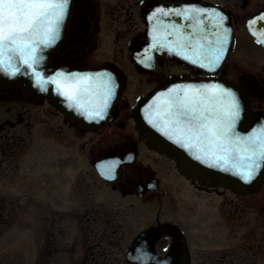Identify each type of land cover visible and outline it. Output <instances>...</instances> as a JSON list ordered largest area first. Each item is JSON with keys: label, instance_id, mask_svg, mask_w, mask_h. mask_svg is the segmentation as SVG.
<instances>
[{"label": "flooded vegetation", "instance_id": "1", "mask_svg": "<svg viewBox=\"0 0 264 264\" xmlns=\"http://www.w3.org/2000/svg\"><path fill=\"white\" fill-rule=\"evenodd\" d=\"M215 6L232 28L217 70L210 63ZM67 7L59 39L30 70V83L0 78V240L18 237L26 250L41 238L36 264H117L119 257L125 264H264V181L241 191L187 176L176 155L141 136L134 114L156 86L165 98L174 88L225 80L243 92L255 82L245 94L252 110L264 112V0H69ZM111 32L127 35L126 68L99 55ZM103 68L117 89L103 118L90 119L47 83L60 72L101 77ZM249 195L248 205L239 199ZM19 249L1 256L20 263Z\"/></svg>", "mask_w": 264, "mask_h": 264}, {"label": "snow or ice", "instance_id": "2", "mask_svg": "<svg viewBox=\"0 0 264 264\" xmlns=\"http://www.w3.org/2000/svg\"><path fill=\"white\" fill-rule=\"evenodd\" d=\"M68 2L0 0V67L5 71L12 68L13 55H19L24 65L32 67L36 62L38 47H50L58 40ZM221 57L222 49H217L210 63L215 64ZM200 66L205 67L203 64ZM11 74L15 75L16 69L12 68ZM100 79L89 74L66 75L60 72L47 83L55 85L72 107L93 119L103 118L104 109L112 95V89L105 83L102 86V103H93L101 90V86L96 83ZM40 81L41 77L37 73V82ZM160 100L158 97L157 103ZM163 102L167 105L164 115L168 118L164 120L161 130L177 144L186 149H195L197 160H210L213 165L223 162L225 166L233 160L245 162L248 171L238 173L243 175L245 181H249L252 170L264 162V129L249 136H241L235 131L240 105L231 91L217 86L174 88L166 94Z\"/></svg>", "mask_w": 264, "mask_h": 264}, {"label": "water", "instance_id": "3", "mask_svg": "<svg viewBox=\"0 0 264 264\" xmlns=\"http://www.w3.org/2000/svg\"><path fill=\"white\" fill-rule=\"evenodd\" d=\"M260 16H264V11L260 12ZM65 18L63 21H65ZM256 25L257 24H255V26ZM61 28L62 26L60 27V30ZM250 31L255 36L259 34L254 29V23L250 25ZM212 34L214 55L217 49H222L221 59L213 64V67L216 70L223 63V59L226 56L232 36V28L227 23L226 17L224 16L222 10L218 7H215L213 12ZM52 47L53 45L50 47L40 45L36 54V62L33 64V66H41L42 63L48 59V54ZM11 65L12 68L16 69V74H11L12 68H10L8 71H5L2 67H0V78L5 79L6 81L10 80L11 82H14L17 79H23L26 84H28V82L30 83L32 76V71L30 70L33 68V66L28 67L27 65H24L19 55H13ZM38 74L41 77V72H38ZM86 74L91 75L92 73L88 72ZM101 74V79L96 82L101 86V90L98 92L96 97L98 100L100 99L98 103H102V86L107 83V85L112 89V95L106 107L108 108L113 101L116 90L114 91L112 88V81L104 76L107 74V72L103 71ZM220 82L221 81H214L213 85L231 91L240 105V116L236 122L235 131L241 136H249L264 129V112L253 111L245 94V92H251V90L254 89V85H256V83H250L245 87V92H243V90H241L232 81L225 80L224 85H222V82ZM217 83L220 84L217 85ZM163 94L165 95V90H162L157 86L147 95L140 98L135 105L134 111L137 127L139 128L141 136L147 138L149 140L148 143L151 146L167 152L172 156L176 155L180 170L189 177L194 176L195 174H202L210 179L216 180L217 182L224 183L235 190L241 191H253L259 188L264 180V162H260V166L252 170V178L249 181H245L243 175L238 174L246 173L248 171L245 162L233 160L231 163L225 166L223 162H221L219 165H213L210 160L208 162L191 160V150L186 149L181 144H177L175 141L171 140L172 138H170L169 135L165 134V131L161 130L164 128V120L168 118L166 115H164L167 105L163 102ZM158 97L161 98L159 103H157ZM157 125H159V127ZM233 165H236V167H233ZM141 241L142 240H137L133 245L142 247ZM133 245L130 246V249L133 247Z\"/></svg>", "mask_w": 264, "mask_h": 264}, {"label": "rangeland", "instance_id": "4", "mask_svg": "<svg viewBox=\"0 0 264 264\" xmlns=\"http://www.w3.org/2000/svg\"><path fill=\"white\" fill-rule=\"evenodd\" d=\"M117 35V38H116ZM103 36V35H102ZM127 37V35H124V33H120V34H115L113 32L109 33L108 35H104L103 39H102V44L100 46V50H99V55L101 57L102 60L105 59H109L112 61L117 62L120 65H124V67L126 68V62H127V58H126V49L124 48V42H125V38ZM113 41V42H111ZM110 42V44H109ZM121 47V48H120ZM237 55L241 58V61L247 60L248 57V53L242 52L241 49L237 50ZM235 63H240L235 59L234 61ZM243 67H246L248 65H246V63H242ZM249 67L253 68L252 65H250ZM261 195V193L259 194ZM257 195V201H262L261 196ZM241 201H244L246 203V205H248L251 202H254L255 199L253 197V195H249V196H245V197H240L239 198ZM39 215H40V211H39ZM42 226V224L37 222V230L40 229V227ZM18 238V237H16ZM14 236H10V238H6L4 240H0V250H21V253H18L17 257H19V264H36L34 261V250L38 249L39 247V242L41 238H36L33 239L32 244L30 249L26 248V250L24 249V245H25V241H23L22 246L21 245V241L20 243L17 242ZM78 242V241H77ZM31 242L29 241L28 244H30ZM77 252V248L74 249ZM27 251V252H26ZM4 256H1V251H0V261L1 262H7V264H18L17 260L14 259L12 260V262H9V260L11 258H3ZM15 261V262H14ZM117 264H125L124 259H122L121 257L117 258L116 260Z\"/></svg>", "mask_w": 264, "mask_h": 264}]
</instances>
